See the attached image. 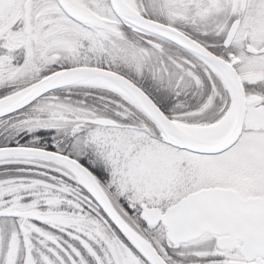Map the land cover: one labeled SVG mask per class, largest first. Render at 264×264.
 I'll use <instances>...</instances> for the list:
<instances>
[{"label":"snow or ice","instance_id":"obj_1","mask_svg":"<svg viewBox=\"0 0 264 264\" xmlns=\"http://www.w3.org/2000/svg\"><path fill=\"white\" fill-rule=\"evenodd\" d=\"M0 264H264V0H0Z\"/></svg>","mask_w":264,"mask_h":264}]
</instances>
